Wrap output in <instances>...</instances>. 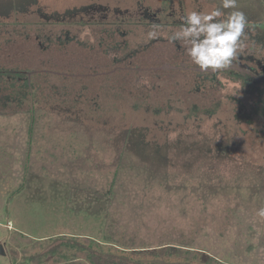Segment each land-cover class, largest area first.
Returning <instances> with one entry per match:
<instances>
[{"label":"rangeland","instance_id":"374dc122","mask_svg":"<svg viewBox=\"0 0 264 264\" xmlns=\"http://www.w3.org/2000/svg\"><path fill=\"white\" fill-rule=\"evenodd\" d=\"M43 1L0 0V70L22 71L44 101L76 111L77 122L47 108L0 111V264H106L109 250L151 264L147 252L129 257L104 244L109 225L134 236L133 247L170 242L222 264H264V220L255 215L264 207V84L230 78L233 64L214 78L194 71L182 44L167 39L182 26L170 25L167 2L157 15L167 27L156 25L158 39L149 40L152 21L112 16L136 0ZM182 1L187 13L221 6ZM82 5L64 21L47 17ZM235 10L253 25L240 57L261 71L264 0H237ZM11 84L20 85L4 76L0 94ZM122 125L147 129L129 136Z\"/></svg>","mask_w":264,"mask_h":264},{"label":"trees","instance_id":"16d2710c","mask_svg":"<svg viewBox=\"0 0 264 264\" xmlns=\"http://www.w3.org/2000/svg\"><path fill=\"white\" fill-rule=\"evenodd\" d=\"M14 0H10V2H13ZM39 2H44L43 0H39ZM45 2H50V0H45ZM32 5H36V2H32ZM88 5H82L80 7H75L72 10H66L64 12H56L54 14H50L49 16H47L49 19H51L50 17H55V20H60L62 19V21H64L65 19L68 18V16L74 15L75 13H78L77 11L81 9V11L85 12V8ZM130 8V7H128ZM131 11V9H127V8H117L116 6L114 8H112V16L113 19H115L116 21H118L119 23L122 22H126L128 20L127 15L125 14L124 11ZM83 13V12H82ZM64 18V19H63ZM127 23V22H126ZM3 23H0V26H4L5 27V23L4 25H2ZM111 25H114L111 23ZM151 28V29H150ZM156 28V26L150 25L148 29H146L145 31H143V34H145L146 31H151V30H156L154 29ZM3 30V29H1ZM119 31V28H118ZM18 32V31H17ZM115 33L114 30H111V33ZM70 38L68 41H71ZM24 74L22 71H12V70H0V75L2 77V79H0V82L4 81V76H6L11 83L13 81H17L18 84H20L19 86L15 85V84H11V90L8 91V93L5 94H0L2 96H0V99L3 102L2 104H0V111L2 112H15L18 110H25L27 112L30 113H35L38 111H40L42 108H47L48 111H51L55 114H57L59 117L63 116L64 120L68 121V122H74L75 116L77 115L76 111H73L70 107H64L61 106V104L57 105L55 103H50L51 101L48 99H46L44 101V99H42L35 87L33 86V84L30 83V81H28L27 79H25V77L22 75ZM22 79L24 81H22ZM22 81V82H21ZM246 91V90H245ZM261 93V92H260ZM237 103V102H236ZM44 105V106H41ZM262 105H264V103H262ZM98 107V106H97ZM136 108L138 109H142L144 110L145 113H148V108L147 106L143 105V104H137L135 105ZM143 113V114H145ZM238 113V112H236ZM155 115H157L155 113ZM235 116H237V118H240V114H236ZM74 117V118H72ZM236 118V117H235ZM74 119V120H73ZM77 122V121H75ZM113 127H115L114 125H112ZM119 127H124V129H122L123 133H125L126 135L132 134L135 131L138 132H143L144 130L147 129V126H138V127H126V125H122ZM130 136V135H129ZM209 147V146H208ZM225 147V148H223ZM210 149V147L208 148V150ZM226 146H222L219 144V150L218 148L216 149L217 154L219 155H223L226 153ZM169 164H164L163 168L169 167ZM171 167V166H170ZM119 170L120 168L118 167L115 171V175H119ZM114 190V186L113 184L110 186L109 188V192L107 193L108 196L111 195L112 197H115L113 195V191ZM103 221L105 223H107L108 221L112 222L111 218H108L107 216H104V218H102ZM111 225L107 226L106 229L104 230L106 232V240L104 242V244L106 243H111V245H109V247H114L117 249H120L122 252L128 253L129 252V257L130 255L133 254V252L136 253H140V252H147L146 254H149L151 256V264H222V262L220 260H218V258H216L215 255H211V254H207L205 251L203 252H199V249L194 248V250H198V252L200 253V255L198 253H191L193 252V247L189 246V245H184V244H172L170 242H167L165 244H157V245H150V246H135L137 245L136 240L134 238V236L131 238H124V237H120L119 235L113 234V231L110 230ZM112 233V234H111ZM110 235V236H109ZM111 237V238H108ZM110 239V241L108 240ZM91 242H94V240H90ZM95 243V242H94ZM126 243H129V246H127ZM142 245L146 244V242H144V240H141ZM97 244H90L89 248L90 250L88 251V256L90 257L89 259H91L90 261L94 262V258L99 257L96 252L95 249H93V247H95ZM150 248V249H148ZM143 250V251H140ZM202 251V250H201ZM135 253V254H136ZM192 254V255H190ZM107 255V261H103V263L106 264H117L115 260H121L122 262L120 264H133L132 262L126 263V259L127 256H118V255H114L112 254V252L109 250V252L106 254ZM125 259V260H123ZM88 262V259L87 261Z\"/></svg>","mask_w":264,"mask_h":264},{"label":"clouds","instance_id":"9594fccd","mask_svg":"<svg viewBox=\"0 0 264 264\" xmlns=\"http://www.w3.org/2000/svg\"><path fill=\"white\" fill-rule=\"evenodd\" d=\"M237 0H221V6L208 12L190 11L181 17L180 30L168 35L169 42H180L194 71L215 73L230 67L244 52L247 32L253 25L244 12L235 10ZM222 9H233L227 14ZM149 40L158 39V33H147ZM255 215L264 220V207Z\"/></svg>","mask_w":264,"mask_h":264},{"label":"flooded vegetation","instance_id":"af4514ba","mask_svg":"<svg viewBox=\"0 0 264 264\" xmlns=\"http://www.w3.org/2000/svg\"><path fill=\"white\" fill-rule=\"evenodd\" d=\"M31 1L32 2H39V0H31ZM84 2H106V1H104V0H84ZM134 2H135V5H133L130 8H127V9H131V11H128V10L124 11L128 17V20L129 19L133 20L134 18H138V15H139L145 21H149V20L152 21V23L150 22V25H153V26H156V25L163 26V24H165L166 21H168V20H164L165 18L157 16V15L163 13L162 12L164 10L163 6L166 2H167L166 5L169 9L168 12H171L170 15L173 16L170 25L181 26L182 25L181 17L187 13L185 10V8L187 7L186 6L187 3L183 2L182 0L177 1V9H176V4L174 5V2H175L174 0H159V1H154V2L146 1V0H136ZM143 2H148V3H152V4H148L149 6H144ZM153 3H159V4H153ZM171 4L174 5V8H172ZM204 4L207 5V2H204ZM154 5H157V6H154ZM88 7L89 6H86L85 11ZM101 7L102 8H99V10L101 9V11L104 12V16L101 17V20L103 21V20H106L107 12L109 14V9H108V6H105V5H103ZM207 7H208V5H207ZM172 10H173V12H172ZM174 14H175V16H174ZM128 20L126 21L127 23L129 22ZM163 27H167V26H163ZM240 58L241 57H239L238 61L233 62L234 67H237V69L233 73L229 72L228 73L230 75L229 77L230 78H232V77L238 78L239 80H241L243 83L246 84V87L252 86L251 88H256L257 84H264V65H262L261 62L255 61L256 65H258L260 68H262L261 71H259V70L255 71V70H253V68H251V66L244 63L245 58H241V59ZM246 62H250V61L246 60ZM222 71L226 73V71H224L222 69V70H218L215 73H207V74L200 73V74H203V76H205L207 78L208 77L214 78V75H216V73L222 72ZM247 90H248L249 94L253 93V92L256 93V91H254V90H251V89H247Z\"/></svg>","mask_w":264,"mask_h":264},{"label":"water","instance_id":"95a60500","mask_svg":"<svg viewBox=\"0 0 264 264\" xmlns=\"http://www.w3.org/2000/svg\"><path fill=\"white\" fill-rule=\"evenodd\" d=\"M3 253H4V251H3V248H2V246L0 244V254H3Z\"/></svg>","mask_w":264,"mask_h":264}]
</instances>
